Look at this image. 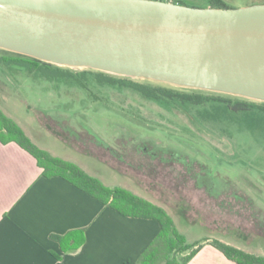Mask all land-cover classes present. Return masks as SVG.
<instances>
[{
  "label": "rangeland",
  "instance_id": "1",
  "mask_svg": "<svg viewBox=\"0 0 264 264\" xmlns=\"http://www.w3.org/2000/svg\"><path fill=\"white\" fill-rule=\"evenodd\" d=\"M194 1L207 7L210 0ZM225 1L236 7L264 3ZM5 55L0 48V57ZM70 68L77 77L88 71L86 86L0 60V109L39 147L77 163L108 186L127 188L164 207L189 241L210 236L264 255L260 107L232 112L219 101L149 99L127 86L100 84L99 70ZM115 76L264 106L233 94ZM168 257L173 252L163 244L152 263L164 264Z\"/></svg>",
  "mask_w": 264,
  "mask_h": 264
},
{
  "label": "water",
  "instance_id": "2",
  "mask_svg": "<svg viewBox=\"0 0 264 264\" xmlns=\"http://www.w3.org/2000/svg\"><path fill=\"white\" fill-rule=\"evenodd\" d=\"M0 48L264 101V3L0 0Z\"/></svg>",
  "mask_w": 264,
  "mask_h": 264
},
{
  "label": "crops",
  "instance_id": "3",
  "mask_svg": "<svg viewBox=\"0 0 264 264\" xmlns=\"http://www.w3.org/2000/svg\"><path fill=\"white\" fill-rule=\"evenodd\" d=\"M42 171L25 148L0 140V264H143V254L162 232L158 219L123 214ZM78 229H84L82 246L63 251L53 236ZM211 239L203 238L186 264H239Z\"/></svg>",
  "mask_w": 264,
  "mask_h": 264
},
{
  "label": "trees",
  "instance_id": "4",
  "mask_svg": "<svg viewBox=\"0 0 264 264\" xmlns=\"http://www.w3.org/2000/svg\"><path fill=\"white\" fill-rule=\"evenodd\" d=\"M180 4L201 6L194 0H167ZM207 7H236L230 5L225 0H210ZM4 50L7 55L1 56L0 60L6 64H17L23 66L30 71L41 72L44 76L51 79H58L61 75L73 78L86 86L87 70L81 71L80 76L70 67L56 65L29 55ZM86 75V77H85ZM84 76V77H83ZM85 78V79H84ZM96 79L100 84L120 85L133 88L149 99L155 100H180L184 103L203 104L210 101H219L225 104L226 108L232 112H242L253 110L254 107H260L264 111L263 105L255 102L241 99H231L224 97H216L214 95H206L199 92H187L176 90L162 86H149L145 83L128 80L123 77L115 76L111 73L97 71ZM0 140L4 143L16 142L31 154H33L39 165L42 167L43 175L47 177L62 176L72 182L82 190L88 192L92 196L98 198L106 205H110L123 214L156 218L161 222L162 232L160 236L152 243L148 250L143 254L141 262L150 264L157 257L159 246L165 244L168 247V253L173 252L174 257H168L164 264H173L176 254H184L182 264H186L201 248L202 241L191 242L187 236L181 233L175 224L173 217L162 206L137 195L131 190L115 186L106 185L99 178L90 175L77 163L68 159L56 156L49 151L39 147L26 134L24 129L11 117L0 109ZM59 240L63 251L78 249L84 243V229L73 230L65 235H54ZM211 243L219 248L227 257L238 262L239 264H264V255L250 252L218 238L211 239ZM175 252V254H174Z\"/></svg>",
  "mask_w": 264,
  "mask_h": 264
}]
</instances>
